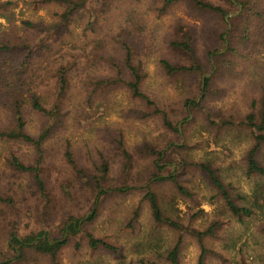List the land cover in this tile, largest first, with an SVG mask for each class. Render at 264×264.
I'll return each mask as SVG.
<instances>
[{
	"label": "rangeland",
	"instance_id": "374dc122",
	"mask_svg": "<svg viewBox=\"0 0 264 264\" xmlns=\"http://www.w3.org/2000/svg\"><path fill=\"white\" fill-rule=\"evenodd\" d=\"M2 1L16 5L9 13H0L1 31L30 32L26 23L49 26L61 12L56 6L38 8L31 0ZM206 1L222 7L226 14L201 13L179 4L159 16L155 11L160 7L159 0H129L106 17L97 34L83 37L87 16L82 12L71 25V33L62 32L52 43L56 46L53 52L40 62L46 71L38 95L46 108H52L56 100L54 70L70 62L75 66L70 88L60 103V121L43 146L41 168L46 192L41 193L32 174L17 173L9 165L12 154L34 165L36 150L26 144L0 141V193L12 200V204L0 202V264L11 260L10 264H52L50 258L36 253L16 260L18 255L9 249L12 235L45 230L61 238L58 229L64 220L90 215L96 198L91 180L104 161L110 166L103 186L108 194L100 200L94 221L59 253L58 264H141L148 258L156 264H171L160 255L166 257L175 246L178 231L158 228L153 222L145 200L147 189L158 195L166 216L174 221L197 231H205L216 222L221 225L216 236L205 241L211 250L205 264H264V198L261 209L254 208L253 215L239 220L207 175L194 166L211 163L239 206L250 207L249 198L259 185L264 186V175H248L246 162L256 136L264 134L248 121L254 115V123L260 125L264 111V0H244L250 5L238 0ZM131 11L139 16L143 31H133L127 24ZM180 29L195 39L197 56L206 71L201 76L170 77L161 68L162 60L188 63L170 48ZM128 31L133 34L136 61L145 74L142 91L155 106L133 98L123 87L101 92L90 102L87 78H106L112 73L110 68L79 57V50L76 55H63L59 47H81L100 39L104 42L102 54L120 57L112 38L125 36ZM222 37L225 47L216 51ZM229 49L238 52L233 54ZM225 54L221 63L219 57ZM205 76L212 78L206 93L205 86L202 89ZM202 97L205 99L200 108L186 107L188 101ZM156 109L168 115L178 132L165 128ZM46 120L26 106L28 134L39 136ZM7 122L8 114L0 109V124ZM145 147L154 148L162 156L143 153ZM68 150L82 175L67 162ZM124 151L132 158L129 176L124 173ZM181 161L186 162V168H179ZM258 161L264 168V146ZM157 163L165 165L163 172L158 171ZM172 174L187 195L179 193L171 181H156L157 176ZM126 188L129 190L120 191ZM89 233L114 246L118 253L91 251L86 238ZM149 243L153 247H142ZM200 255L196 238L185 235L178 264H198Z\"/></svg>",
	"mask_w": 264,
	"mask_h": 264
},
{
	"label": "trees",
	"instance_id": "16d2710c",
	"mask_svg": "<svg viewBox=\"0 0 264 264\" xmlns=\"http://www.w3.org/2000/svg\"><path fill=\"white\" fill-rule=\"evenodd\" d=\"M126 1L129 0H31V4L38 8L51 6L59 7L61 12L58 14V20L49 26L26 23L25 26L29 28L30 32L21 34H18L16 31L0 30V109L8 114V122L6 125L0 124V141L26 144L36 150V162L34 165L24 163L15 154L10 156L9 165L17 173L32 174L38 189L43 195H45L46 192L41 168L44 159L43 146L48 140L55 125L60 121V103L70 88V75L75 65L71 62L61 64L54 70L52 76L56 81V100L52 108L48 109L43 105L41 96L38 95L46 71V68H43L40 62L53 52V47L56 46H53L52 43L57 40L62 32L71 33V25L80 13L85 12L87 16V22L82 28V35L84 38H87L90 35L97 34L102 24L105 22L106 17L117 10L122 3ZM238 1L241 3L247 2V4H249L248 1ZM159 3L160 7L155 9L159 16L168 14L171 9L179 4H184L189 10L201 13L226 14L222 7L215 6L206 0H159ZM15 5L16 2L0 0V13H9L11 8ZM232 5L234 4L232 3ZM243 6L245 8L247 7L246 4H243ZM127 24L133 31H143V24H140V18L135 11L128 13ZM179 31L176 38L170 42V48L188 63H171L168 60H162L160 62L162 70L170 77L180 75H203L206 71L204 65L197 56L193 35L190 32L183 31V29ZM112 39L120 51V57L105 56L102 54L104 42L100 39H94L84 46H77L70 49H64L63 46H60L59 48L63 50L59 53H63V55L66 53L76 55L74 52L79 50V57H84L87 61L92 60L93 62L105 63L110 68L112 73L106 78H87V86L91 89L88 95V100L90 102H92L94 97H98L101 92L115 87H123L128 90L133 98L145 102L148 106H155L154 102L142 91L145 74L143 73L141 63L136 61L137 50L133 42V34L128 31L125 36H116ZM219 42L220 46L216 51L224 49L225 47L223 37ZM237 50L229 49V52L236 54L238 52ZM226 56L227 54L219 57L221 63L225 62ZM211 81L212 78L205 79L204 93L208 91ZM204 99L205 97H202L198 101L190 100L187 102L186 107L192 110L200 108ZM27 105H30L32 110L40 113L47 119L43 131L37 137L26 132L25 110ZM156 112L162 115L165 128L178 132L177 126L170 121L166 113L158 109H156ZM254 119V115L248 117L251 127L253 129L257 128L260 132H264V111L261 116L260 125L255 124ZM255 140V145L248 151L246 156L247 173L248 175H264V168L261 167L258 161V155L264 146V134L256 136ZM172 148L177 147L173 145ZM142 151L151 156H162V153H158L151 147H145ZM65 157L70 166L78 172V174L82 175L73 154L69 150L66 152ZM124 158V173L129 176L132 158L127 151H124ZM184 163L186 162L181 161V164H179L181 167L179 168H186ZM194 166L207 175L212 186L223 197L230 213L239 220L253 215L254 208H262L260 202L264 198V186L259 185L252 197L249 198L251 203L250 207L239 206L232 199L227 187L217 175V171L213 168L211 163H195ZM156 167L159 172H163L165 169V165H161L160 163H157ZM109 172L110 166L104 161L99 169V173L93 176L91 180L90 186L93 192H95L96 198L90 215L80 218L72 217L69 220H64L60 229H58L61 238L57 235L52 236L45 230L31 232L25 236L13 234L9 243V249L18 255L16 260L24 259L26 256L25 254L36 253L50 258L52 264H58L59 253L68 245L70 239L79 235L83 227L87 223L94 221L97 217L99 202L108 194V191H106L103 186ZM160 174L161 173L158 175ZM156 181H171L179 193L183 195L188 194V191L180 184L177 177L173 174L170 176H157ZM128 190L129 188L120 191L125 192ZM145 200L149 204L152 220L158 228L168 227L178 231V238L175 246L168 250L166 257L161 254L160 258H164L166 262L171 264H178L180 247L184 241L185 235L188 234L196 238L201 248L198 264H205L206 256L211 252V250L206 247L205 241L207 238L215 237L221 225L216 222L205 231H197L166 216L158 195L151 189H147ZM0 202L12 204V200L3 198L1 193ZM139 212L140 210L135 212L136 218ZM86 238L88 239V247L91 251L97 252L98 250H105L114 252L115 254L118 253L114 246L104 240L97 239L91 233H89ZM142 247L148 249L153 247V244H142ZM11 262L12 260L6 262V264H10ZM141 264H156V262L148 258L144 259Z\"/></svg>",
	"mask_w": 264,
	"mask_h": 264
},
{
	"label": "water",
	"instance_id": "95a60500",
	"mask_svg": "<svg viewBox=\"0 0 264 264\" xmlns=\"http://www.w3.org/2000/svg\"><path fill=\"white\" fill-rule=\"evenodd\" d=\"M207 77H208V76H205V77H204V80H203V87H202V89H204V86H205V85H204V82H205V79H206Z\"/></svg>",
	"mask_w": 264,
	"mask_h": 264
}]
</instances>
